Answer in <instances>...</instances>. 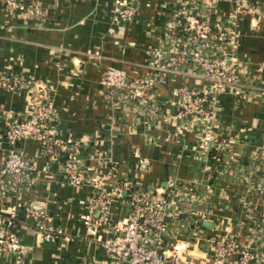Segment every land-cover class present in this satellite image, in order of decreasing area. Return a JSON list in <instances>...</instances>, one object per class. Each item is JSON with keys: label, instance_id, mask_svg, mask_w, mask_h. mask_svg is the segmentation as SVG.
Returning a JSON list of instances; mask_svg holds the SVG:
<instances>
[{"label": "crops", "instance_id": "1", "mask_svg": "<svg viewBox=\"0 0 264 264\" xmlns=\"http://www.w3.org/2000/svg\"><path fill=\"white\" fill-rule=\"evenodd\" d=\"M38 1L41 17L23 10L10 12L0 0V77L20 72L52 85L57 131L62 138L91 139L83 157L89 177L99 182L70 185L61 161L47 163L31 140L18 143L37 179L21 194L0 187L1 201L12 210L2 221L10 223L24 246L20 257L0 248V264H127L107 253L102 244L107 234L90 233L80 217L95 187L108 189L130 178L155 191H168L171 178L199 180L201 191L210 195L209 212L198 218L194 238L181 244L180 258L236 264L238 256L225 257L222 263L213 258L212 241L230 235L257 253L255 264H264V247L250 221L251 214L264 212V154L260 153L264 149V0H218L212 5L203 0H130L135 16L120 21L115 20L116 0ZM236 9L231 22L229 16ZM228 26L234 37L232 44L225 43L234 57L229 63L247 96L236 95L233 87L221 93L214 118L215 128L222 132L221 147L202 150L190 126L175 119L146 121L116 110L106 91L108 68L143 75L154 50L171 46V32L187 42L185 37L196 30L206 28L209 38H215ZM188 70L186 66L184 73H168L167 81L155 88L159 114L177 113L176 90L182 84L209 92L210 83ZM30 94L26 88L7 92L0 86V168L9 148L4 130L25 112ZM127 200V193L113 200L114 220L126 218ZM31 209L48 210L60 237L44 240Z\"/></svg>", "mask_w": 264, "mask_h": 264}, {"label": "built area", "instance_id": "2", "mask_svg": "<svg viewBox=\"0 0 264 264\" xmlns=\"http://www.w3.org/2000/svg\"><path fill=\"white\" fill-rule=\"evenodd\" d=\"M209 5L218 0H203ZM10 12L23 10L41 17L43 8L38 0H4ZM181 2V0H179ZM184 3L183 10L187 13ZM238 9L229 16L233 22ZM115 20H130L135 16V9L130 0H116L114 3ZM187 19L188 16H186ZM232 26L218 32L215 38H209L206 28L191 32L187 42L169 34L171 46H160L146 62L148 71L143 75L130 76L125 70L110 67L105 72V84L108 98L115 101L116 110L122 115H132L136 119L154 121L158 118L175 119L190 126L195 133L197 146L206 152L223 145L219 140L222 132L214 125V118L219 114V97L226 89L233 87L235 94L246 97L247 92L240 81L236 68L229 59L233 53L227 47V40L233 43ZM228 38V39H227ZM197 73L210 83L209 92L199 91L189 84L180 85L176 93L180 107L172 117L159 114L155 102L154 90L165 83L170 72ZM0 86L7 92L29 89L31 94L25 112L8 123L4 136L8 143L6 157L0 168V187L14 194H21L32 188L36 176L28 159L18 143L31 140L37 145L38 155L47 163L61 161V172L65 181L74 186L89 182L97 185L99 181L89 177V166L83 157L84 148L91 139L68 136L62 138L57 131L58 112L53 99V87L50 83L16 72L0 77ZM264 94V92L262 93ZM264 154V149L260 150ZM100 159V158H99ZM98 159V161H99ZM100 161H106L105 156ZM45 165L44 170H48ZM169 190L145 188L132 179H125L123 185L116 184L108 189L95 187V192L81 220L90 233L102 232L107 236L102 240L107 253L116 262L127 264H206L180 258L177 251L194 238L199 230L198 218L209 212L211 197L201 191L199 180L185 181L171 178ZM127 193V216L123 220H114L111 216L113 200L123 198ZM12 214L11 207L5 206L0 199V221L5 214ZM31 213L37 218V228L44 240L60 237L61 230L53 224V217L48 210ZM251 227L259 236V243L264 247V212L251 214ZM174 224V226H173ZM213 242V258L222 263L225 257L238 256L236 264H255L258 255L250 248L243 247L233 236L225 235ZM0 248L7 253L20 257L24 246L19 235L10 227V223H0ZM58 264H66L60 262Z\"/></svg>", "mask_w": 264, "mask_h": 264}]
</instances>
